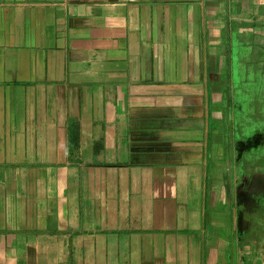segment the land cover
<instances>
[{
    "label": "crops",
    "instance_id": "1",
    "mask_svg": "<svg viewBox=\"0 0 264 264\" xmlns=\"http://www.w3.org/2000/svg\"><path fill=\"white\" fill-rule=\"evenodd\" d=\"M0 264H264V0H0Z\"/></svg>",
    "mask_w": 264,
    "mask_h": 264
},
{
    "label": "water",
    "instance_id": "2",
    "mask_svg": "<svg viewBox=\"0 0 264 264\" xmlns=\"http://www.w3.org/2000/svg\"><path fill=\"white\" fill-rule=\"evenodd\" d=\"M243 152V151H242Z\"/></svg>",
    "mask_w": 264,
    "mask_h": 264
}]
</instances>
